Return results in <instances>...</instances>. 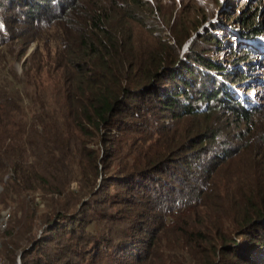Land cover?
<instances>
[{
  "label": "trees",
  "instance_id": "1",
  "mask_svg": "<svg viewBox=\"0 0 264 264\" xmlns=\"http://www.w3.org/2000/svg\"><path fill=\"white\" fill-rule=\"evenodd\" d=\"M147 13L0 0V59L22 62L0 82V264H264L263 110L232 92L243 59L206 55L213 33L180 54L194 33L173 24L171 43Z\"/></svg>",
  "mask_w": 264,
  "mask_h": 264
},
{
  "label": "rangeland",
  "instance_id": "2",
  "mask_svg": "<svg viewBox=\"0 0 264 264\" xmlns=\"http://www.w3.org/2000/svg\"><path fill=\"white\" fill-rule=\"evenodd\" d=\"M148 1L152 14L146 15L147 20L154 18L158 24V31L171 39L170 29L173 24L181 23L185 31L193 32L194 35L183 43L180 54H184L198 33L207 35L213 33L219 40L217 45H207L200 40L202 47L206 49V55L221 62H231L230 52H236V56L243 61L237 66L236 72L239 76L244 75V81L239 87L234 86L232 92L242 99L243 102H250L261 106L263 114L260 113L258 121L264 123V32L254 38H246L245 25L239 19L243 16L249 17L254 13V21L262 23L264 28V0H142ZM176 21L173 23V20ZM201 22V23H200ZM215 25V31L209 30L207 26ZM197 28V30H195ZM206 30L208 32H206ZM196 31V32H195ZM192 33V34H193ZM208 37V36H206ZM174 41L171 39V43ZM5 51L11 60V64H6L0 59L1 83L11 81L12 69L20 76L22 74V62L16 60ZM35 44H31L24 58L34 50ZM220 49V50H219ZM248 51V52H246ZM13 59V60H12ZM4 67L7 69L3 70ZM225 66V65H224ZM232 69V67L230 68ZM4 79V80H3ZM237 145V144H235ZM237 172V168L225 169L222 175L227 179L230 173ZM221 175V176H222ZM220 176V179H221ZM9 218L7 212L4 213L1 225L4 227ZM18 260V264H19Z\"/></svg>",
  "mask_w": 264,
  "mask_h": 264
},
{
  "label": "water",
  "instance_id": "3",
  "mask_svg": "<svg viewBox=\"0 0 264 264\" xmlns=\"http://www.w3.org/2000/svg\"><path fill=\"white\" fill-rule=\"evenodd\" d=\"M19 264H20V262H19Z\"/></svg>",
  "mask_w": 264,
  "mask_h": 264
}]
</instances>
